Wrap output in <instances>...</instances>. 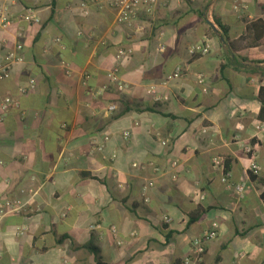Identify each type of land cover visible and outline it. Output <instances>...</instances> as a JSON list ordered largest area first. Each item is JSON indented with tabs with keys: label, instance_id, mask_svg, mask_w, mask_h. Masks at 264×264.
<instances>
[{
	"label": "crops",
	"instance_id": "obj_1",
	"mask_svg": "<svg viewBox=\"0 0 264 264\" xmlns=\"http://www.w3.org/2000/svg\"><path fill=\"white\" fill-rule=\"evenodd\" d=\"M0 3L13 20L0 54L18 32L23 45L0 81V197L36 192L0 221V264H182L212 223L200 264H264V0H158L130 24L104 2ZM27 10L37 24L20 19ZM203 42L209 52L190 57ZM120 48L132 51L122 91L107 78ZM6 98L17 106L3 112ZM255 142L262 172L237 200L211 160L247 182L242 146Z\"/></svg>",
	"mask_w": 264,
	"mask_h": 264
},
{
	"label": "built area",
	"instance_id": "obj_2",
	"mask_svg": "<svg viewBox=\"0 0 264 264\" xmlns=\"http://www.w3.org/2000/svg\"><path fill=\"white\" fill-rule=\"evenodd\" d=\"M158 0H89L90 3H105L109 8H111L115 12V19L118 24H130L134 22L138 15L141 12H144L147 16H151ZM85 9L83 12L87 14V10L85 5H83ZM209 12V11H208ZM208 16H211V13H208ZM20 19L25 23L29 24H37L39 22V18L36 15L35 11L27 10ZM13 20L10 18L9 9L5 4L0 3V29L6 30ZM22 34L20 32L16 35V40L14 43L13 49L7 51L4 55L0 54V81L6 80L9 78L12 67L16 64H20L23 62V58L20 54L22 51V43H21ZM5 40H0V52L5 47ZM210 50V44L207 42L199 43L191 46L188 49V54L190 57L204 56ZM132 54L130 49L120 48L114 59V66L111 71L107 74L108 80L117 87L118 90L122 91L126 89V84L120 78V63L123 59L129 57ZM63 64V63H62ZM66 74H69L66 71ZM179 71L176 70L172 75L168 76L167 80L175 79L179 77ZM87 79V76L86 78ZM197 82L201 86L204 87V78L202 75L197 76ZM34 88V83L31 81L27 89H21V94H26L29 90ZM205 92L206 90L203 89ZM152 95V100L154 102H165L169 98L168 96H159L153 89H149L148 91ZM17 104L15 101L6 98L1 103V109L3 112H6L11 107H16ZM109 110H114V107H109ZM255 135L264 134V123H258L254 127ZM124 139L128 138V133L123 135ZM238 138L235 139V142H238ZM258 143H247L242 146L243 153L247 158V164L245 166V173L247 174V182L231 184L230 173L226 170L225 160L221 157H213L211 160V167L214 171H218L221 174V182L225 184L229 189L232 190L234 196L237 200H242L245 197L246 190L248 185L251 184V178H257L262 170L258 165V151H257ZM177 162L172 161L171 167H176ZM175 177H173L174 179ZM149 189V185L142 186V196L144 202H148V198L146 193ZM35 191H30V195L26 201H22L19 199H1L0 197V221L4 219L6 216L11 214L20 213L28 208L31 204ZM165 222L168 223L169 220L165 219ZM112 233L114 234V228L112 227ZM218 225L217 223H212L211 227L205 231L200 237L193 238L190 241V255L184 259L182 264H200L205 254V247L207 243L211 240L215 239L217 236ZM16 235L22 236L25 233L24 228H19L16 231ZM243 255L238 254V259H242Z\"/></svg>",
	"mask_w": 264,
	"mask_h": 264
},
{
	"label": "trees",
	"instance_id": "obj_3",
	"mask_svg": "<svg viewBox=\"0 0 264 264\" xmlns=\"http://www.w3.org/2000/svg\"><path fill=\"white\" fill-rule=\"evenodd\" d=\"M215 23H216V25L220 28V30H221V32H222V37H223V38H226V37H225V34H226L225 28H224L222 25H220V23H218L217 21H215ZM197 218H198V216L195 217V218H191L190 221H189V223H193V222H195V221L197 220Z\"/></svg>",
	"mask_w": 264,
	"mask_h": 264
}]
</instances>
